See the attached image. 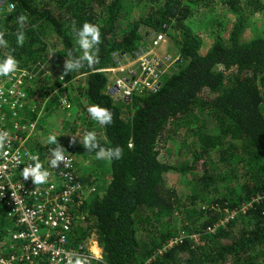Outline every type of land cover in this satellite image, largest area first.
Instances as JSON below:
<instances>
[{
	"label": "trees",
	"instance_id": "trees-1",
	"mask_svg": "<svg viewBox=\"0 0 264 264\" xmlns=\"http://www.w3.org/2000/svg\"><path fill=\"white\" fill-rule=\"evenodd\" d=\"M10 1L16 8L4 23L7 45L0 57L11 54L22 66L41 58L46 66L59 64L63 73L68 52L81 55L73 25L79 29L89 22L100 28L96 61L65 75L76 82V102L81 96L87 107L98 104L112 113L113 123L100 126L101 133L90 128L99 144L123 149L119 160H98L96 167L108 174L85 181L96 188L85 200L86 218L65 232L69 244L83 251L91 237L98 238L104 261L88 264H264V37L243 39L247 8L263 9L262 0H222L234 15L228 39L218 35L205 50L185 23L200 0H144L151 3L149 10L125 26L127 0ZM20 15L27 18L23 27L17 23ZM143 28L164 32L181 59L164 72L156 91L116 100L108 73L100 69L115 64L114 52L134 54L145 46ZM18 31L25 34L22 46ZM45 32L61 42L59 59L50 63L38 48ZM49 90L39 98L41 121L62 115L57 98L47 100ZM78 121L62 123L75 128ZM181 132L191 153L176 162L164 157L162 148ZM70 139L57 140L76 167L81 159H95V152ZM54 147L46 141L43 150ZM169 173L181 176L184 192L167 184ZM9 226L0 221V240ZM175 237L182 239L160 251ZM7 245L0 254L21 253L10 235ZM12 263L49 264L41 256L15 257Z\"/></svg>",
	"mask_w": 264,
	"mask_h": 264
},
{
	"label": "built area",
	"instance_id": "built-area-1",
	"mask_svg": "<svg viewBox=\"0 0 264 264\" xmlns=\"http://www.w3.org/2000/svg\"><path fill=\"white\" fill-rule=\"evenodd\" d=\"M15 8L14 2L0 0V32L5 33L2 24ZM166 38V34L158 33L153 38L152 47L135 54L134 60L125 57L122 59L126 60L124 65L117 63V67L100 69L120 72L112 83L114 91L128 99L137 91H156L159 88L165 72L164 66L181 59L180 55L160 56L154 51ZM119 54L113 53L115 56ZM44 66L42 64L40 69ZM34 78L33 70L19 63L14 73L0 76V131L6 130L9 133L8 142L0 150V205L5 209L7 218L16 224V228L9 229L12 240L21 245V253L14 252L8 256L1 254L0 264H13L15 257H20L22 261H32L37 256L45 257L49 264H69V260L75 261L77 257H87L88 263L103 262L104 251L97 237H91L86 251H83L70 245L65 234L75 220L86 218L85 200L96 188L87 186L74 158L68 153L64 152L67 163L62 162L58 168H53L49 163L51 155H43L27 145L35 133L37 120H21L20 115L29 99L27 83ZM62 80L64 87L67 82L64 78ZM64 106H69L68 100ZM31 156H38L43 170L48 171L46 183L34 185L31 178L27 181L22 178L23 167L36 163L30 159ZM181 239L173 238L160 251Z\"/></svg>",
	"mask_w": 264,
	"mask_h": 264
},
{
	"label": "rangeland",
	"instance_id": "rangeland-1",
	"mask_svg": "<svg viewBox=\"0 0 264 264\" xmlns=\"http://www.w3.org/2000/svg\"><path fill=\"white\" fill-rule=\"evenodd\" d=\"M126 3V10L124 11L125 19L121 21V24L123 26H125L128 21L137 18L140 13L147 12L151 5V3L144 0H127ZM261 3L264 5V0H262ZM247 11L248 14H250V18L248 19V23L244 29L243 39L248 41L257 36L264 37V8L254 9L253 6H251L250 9L247 8ZM233 21V13L226 5H224L222 0H200L195 5L194 11L189 15L185 23L201 38L202 49L205 50L213 44L215 37L218 35H221L227 41ZM158 33L161 34L164 32L143 28L141 34L147 38V43L145 46H140V48H138L134 52V54H127L125 52L121 54L120 52V54L117 56L113 55V61L115 64L105 65L102 68H114L119 64L124 65V61L126 60L123 61L122 59L125 57L134 60L135 58L133 57L135 54H138L141 51L152 47L151 43L153 41V38L155 35H158ZM38 48H40L39 54H43L44 56H46V60L47 62H49V60H51L52 58L54 60L59 59L56 57V54L60 51L61 42L53 34L45 32L44 36L38 44ZM156 48L154 49V51L156 50V52L160 56H178L179 54V49L168 36L166 38V41L163 42L157 49ZM40 59L41 58L38 59L39 61L36 60V62L31 64L30 67L23 66L33 70V72L35 73V78L31 82L27 83L26 91L28 93L29 99L25 110H23L20 115V119L37 120V128L29 141V147L34 151H38L41 154L43 153V155H51V153L47 150H43L44 143L48 141V137L50 135H56L57 139L61 142H63V139H65L66 137H70V140L81 143L80 138L83 137L85 132L90 131V128L92 126L96 128L97 132L98 129H101V125L90 118L87 112V104L80 99V95V97H78L79 100L76 102V96H78L76 93L78 92L76 82L68 81L67 79H65V75H62V73L60 72V68H58L59 64H52L51 66L45 65L43 69H40L41 65L45 64L42 63V60ZM18 63L20 64V62ZM127 63H125L126 68ZM37 65H40V67L37 68ZM172 65L173 64L164 66L165 72H168ZM106 72L110 77L109 91L112 93L114 98L116 100H130V98H123L121 93L118 91H114L112 87V83L115 81L114 79L116 75H119L120 72ZM63 78L64 81L67 80L66 86L64 87L62 86V84H59V81H63ZM46 89H52L51 91L49 90L50 92L48 94L50 95L47 100H49L52 96H55L57 98V102L59 105L58 111L59 114H62L60 119L59 116L53 115L47 121L40 120V118L42 117V109L41 107L38 108L39 98L42 96V92ZM70 90L71 93H69ZM67 100L70 108L64 109V103ZM45 103H47V101H45ZM78 103L80 104V106L77 105ZM77 112H79L78 115H76ZM65 120H69L71 123H76V120H79L78 122L81 123V125L77 124L75 128L66 127L62 123V121ZM90 121L92 125H90ZM97 133L101 132L98 131ZM164 143L165 146L164 148H162V155L164 157L169 156L170 159L175 160L176 162H183L189 159L191 149L188 150V146L184 141L183 132H181L178 136L168 138V141L166 140ZM94 158L95 159L89 157L87 159H81L78 162L77 167H79L78 169L80 171L81 177L83 176L82 178H84L85 181L89 180L93 176L105 177V174H108L107 171L104 172V170L96 167V165L98 164V159H96V157ZM102 162L105 163V161L103 160ZM84 166H86V169L84 168ZM85 170L91 171L93 172V174H84ZM183 183L184 181L179 174H168L167 184L169 186L175 187L177 188V190L184 192L185 188L183 186ZM1 209L2 212H0V221L10 222V226L7 229V234H5L4 239L0 240V250L4 251L8 248L7 240L10 235L9 229L16 228V224L13 220L6 217V213H4L5 209ZM142 264L146 263L144 262Z\"/></svg>",
	"mask_w": 264,
	"mask_h": 264
},
{
	"label": "clouds",
	"instance_id": "clouds-1",
	"mask_svg": "<svg viewBox=\"0 0 264 264\" xmlns=\"http://www.w3.org/2000/svg\"><path fill=\"white\" fill-rule=\"evenodd\" d=\"M7 18H5L6 20ZM26 17L20 15L17 17V23L23 27L26 22ZM2 28L4 29V23ZM76 43L81 50V55L74 56L72 51L68 52V58L64 61L62 75H67L73 71H79L84 67L85 63L91 66L97 59L96 52L98 51L101 41L100 28L92 23L84 22L82 27L75 29L73 25ZM5 33L0 32V46H6L7 41L4 39ZM17 44L22 46L25 41V34L22 31L16 33ZM17 60L11 54L7 55L3 60H0V76H8L15 72L17 68ZM67 107V106H65ZM87 112L90 118L96 121L101 126H107L113 123V116L109 109L102 107L98 104H91L87 107ZM9 133L4 130L0 131V150H3L6 142H8ZM49 144H55L56 147L50 149L51 159L49 161L50 166L58 168L63 162L67 163V159L64 155L65 149L59 144L56 135H50L48 137ZM74 142V141H73ZM83 148L88 152H95V157L98 160H119L123 156V149L120 146L105 148L101 146L97 140L95 131H87L80 138ZM31 160L36 161L34 165L23 167L21 170L22 178L27 181L31 178L34 185L44 184L48 180L49 173L43 170V166L39 163L38 156H31ZM69 264H88L87 257H77L75 261L69 260Z\"/></svg>",
	"mask_w": 264,
	"mask_h": 264
},
{
	"label": "bare ground",
	"instance_id": "bare-ground-1",
	"mask_svg": "<svg viewBox=\"0 0 264 264\" xmlns=\"http://www.w3.org/2000/svg\"><path fill=\"white\" fill-rule=\"evenodd\" d=\"M27 145H28V147H29V142H27Z\"/></svg>",
	"mask_w": 264,
	"mask_h": 264
}]
</instances>
